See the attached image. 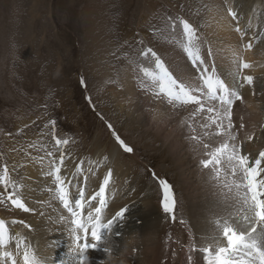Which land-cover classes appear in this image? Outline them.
I'll use <instances>...</instances> for the list:
<instances>
[{"label": "rangeland", "instance_id": "374dc122", "mask_svg": "<svg viewBox=\"0 0 264 264\" xmlns=\"http://www.w3.org/2000/svg\"><path fill=\"white\" fill-rule=\"evenodd\" d=\"M256 1L260 5L254 9ZM229 8L237 12L238 22L248 34L245 40L253 44L252 49L247 50L252 54L248 61H255L258 67L244 70L245 74L254 77L255 94L248 86L239 91L242 97L243 93L251 91L263 120L264 0H0V166L5 163L10 169L15 166L11 178L20 186V193L28 190L26 181L39 184L34 161L46 151H55L49 125L50 120H55L57 138L69 139V144L64 146L65 163L73 166L69 173H74L76 164H81L82 174L75 179L84 184L87 193L98 190L107 168L113 169V182L106 194L109 203L106 218L119 210L128 197L126 190L131 184L145 185L148 198L143 202L151 211L150 222H156L150 237L143 240L150 250L152 264H187L189 229L196 237L200 236L194 225L197 221H208L212 205L206 193L212 189L205 178L207 170H201L198 164L199 155L187 139L186 126L178 140L184 147L186 161L181 170L167 141L145 126L143 118L134 119L132 113L120 112L115 96H125L121 83L123 69L132 66L130 61L135 59L139 47L137 40L143 39L164 57L172 49V36L178 43L182 39L180 30L173 33L168 27L169 17L187 19L205 39L207 15L220 9L218 15ZM231 24L235 28L237 21L231 18ZM253 33L258 38L253 39ZM217 41L221 42V38L217 37ZM212 48L216 56L222 57V48L217 45ZM236 60L237 57L233 69L229 59L215 64L217 71L223 73H220L222 78L229 83L236 72ZM81 78L84 84L80 83ZM137 95L147 100L139 84ZM121 105L127 106V103ZM243 118L252 124L251 119L245 115ZM113 131L133 148L132 153L120 149ZM252 132L253 139L247 140L249 143L258 138L256 132ZM109 153L113 154L114 160ZM104 157L108 158L107 163L99 168L91 163ZM27 165L30 166L28 169ZM90 168L92 172L88 171ZM153 171L173 185L179 201L175 222L162 212ZM85 176L88 177L86 182ZM39 190L46 197L50 193L41 186L31 187L29 199H37ZM25 196L27 201V193ZM211 197L214 200L213 194ZM48 205L46 199L43 206ZM57 206L62 207L56 203ZM198 206L206 210L203 220L195 212ZM35 211L38 210L25 214L10 204L0 205V216L10 222L25 221ZM41 213L32 220L40 221ZM50 219L52 222L57 220L52 215ZM181 219L185 223H180ZM41 227L45 232L51 230H47L45 224ZM62 231L63 235L68 233L66 227ZM173 250L176 252L174 259ZM108 255L99 249L90 250L89 264H107L109 261L123 264ZM126 262L148 264L147 259L141 257ZM51 263L49 260L45 264Z\"/></svg>", "mask_w": 264, "mask_h": 264}, {"label": "snow or ice", "instance_id": "6c2138e0", "mask_svg": "<svg viewBox=\"0 0 264 264\" xmlns=\"http://www.w3.org/2000/svg\"><path fill=\"white\" fill-rule=\"evenodd\" d=\"M228 15L237 21L235 31L239 34L241 48L251 50V41L243 43L248 34L239 24L237 12L229 8ZM168 21L171 32L180 30L182 39L179 44L190 67L181 69L146 45L143 39L137 40L139 47L130 63L142 90L172 108L183 107L188 112L189 118L182 120L180 126L187 127V139L198 153V164L201 170H207L214 189L208 229L199 237L189 229L187 264H201V260L202 264H264V148L257 156L247 152L244 140L240 138V131L245 129L243 118L238 126L234 122V105L237 101L243 103L239 89L248 86L255 94L254 77L244 72L252 65L237 53L236 72L229 83L217 71L211 48H208L207 56L203 54L205 41L198 35L197 28L179 16L169 17ZM256 38L253 33V39ZM80 83H85L83 78ZM55 124V120L49 121L55 151H46L35 162L41 165L42 175L51 179L54 187L48 191L54 192V199L68 213L53 221L67 226L71 240L66 259L59 264H89L90 250L101 249L106 254L113 250V238L120 235L116 227L126 219L129 207H120L106 218L105 210L109 208L106 194L113 182L111 167L107 168L98 190L92 193H87L84 184L75 179L82 174L81 164H76L74 173L64 171L62 174L67 155L64 146L69 144V139L57 138ZM108 127L112 129L111 124ZM261 131L264 132V125ZM112 135L123 152H133V148L115 131ZM252 139L253 134L246 135V140ZM107 159L104 157L91 163L99 168L107 163ZM15 170V166L10 169L6 163L0 166V187L3 189L0 191V205L10 204L25 213L31 212L33 209L26 205L20 186L11 178ZM88 171L92 172V169ZM151 174L158 184L162 212L175 222L179 201L173 185L156 172ZM87 179L85 176L84 181ZM11 223L30 228L22 220ZM180 223L185 221L181 219ZM13 243L14 251L11 249ZM175 256L173 250V259ZM0 264H45L31 242L19 232L10 233L3 219H0ZM52 264L56 262L52 261Z\"/></svg>", "mask_w": 264, "mask_h": 264}, {"label": "bare ground", "instance_id": "6f19581e", "mask_svg": "<svg viewBox=\"0 0 264 264\" xmlns=\"http://www.w3.org/2000/svg\"><path fill=\"white\" fill-rule=\"evenodd\" d=\"M259 3V1H256L254 9L256 7H259ZM223 11L224 12L218 13L219 16L217 15V12H220V9H217V12L208 14L204 27L207 33V37L204 39L203 36H200L199 34L198 35L203 41H205V49L203 51V54L205 56H207L208 48H211L214 54L215 64L221 60L229 59L231 61V67L233 69V61L236 59L237 53H241L247 62H249L248 59L252 56V54L248 51H244L241 48L240 37L236 33L235 28L232 27L231 18L228 16V11H226V9ZM217 37L221 38V42L217 41ZM247 42L249 41H243V43ZM171 44L172 49L170 52L164 54V58L180 66L181 69L190 67V64H187L186 55L183 53L177 39L173 36L171 39ZM214 45H217V47L224 50L222 57L216 56V51L212 48ZM224 55L225 59H222ZM249 63L252 65V67L249 68L250 70L258 68L257 65L254 64L255 61ZM123 73L124 77L121 79V83L123 84V91L125 92V96H123L122 98L119 97L120 95L118 97L115 96V99H117L118 101L120 112L127 111V114L132 113L134 119H138L140 117L143 118V120L145 121V126L154 129L155 132L162 136H159V138H163L167 141L168 146L173 152L172 157L176 159L177 164L181 168V170H184V164L186 163L184 158L185 152L184 147L179 143L178 140L179 136L182 135L184 130V127L182 128L180 126V122L189 118L188 112L183 107L172 108L170 105L162 103L160 100L154 99L150 93H146L141 89L143 96H147V100L145 101L144 97H139V95H137V85L139 84V81H137L135 78V74L132 71V66L124 68ZM220 73L223 75L221 71ZM121 103H127V106L121 105ZM244 115L247 118L251 119L252 124L245 121V119L243 118ZM241 118H243V122L245 124V129L240 131V138L244 140V149L251 155L257 156L259 150L261 148H264V132L261 131V126L264 125V119L261 120V118L259 117L257 105L251 91H248L247 94L243 93V103L236 102L234 106V122L237 123V126ZM253 130L256 132L258 138L254 142L249 143L246 140V135L253 134ZM108 156H110L114 160L112 153H109ZM29 163L30 162H28V164ZM34 165L37 171L39 184H31L30 181H26L28 190L22 192V196L25 198V200V193H27L28 195L27 201H25L26 205L33 209V211L38 210L34 212L33 216H27L24 221L25 223L30 225V228H24L23 225L19 223L12 224L10 221H8L9 219H5V217L0 216V219H3L9 226L10 233L14 234L16 232H19L22 236L26 237L28 241L31 242L38 257L42 261L46 263L47 261L51 260L55 261L56 264H59V261L66 259V253L71 240L69 233H65V235L62 234V230L65 229V227L67 229V226L63 222H52V220L50 219V215L56 217L57 220H59L60 215L67 216L68 213L64 212L63 207H55L56 203H60L58 202V200L54 199V192L48 193L46 197V194H43L42 191L39 190L36 195L38 197L37 199H29V197H31V187L41 186L43 188H47V190L50 187H54L50 184L51 179L42 175L41 165L39 163H36L35 161ZM29 167L30 166L28 165L26 166L27 169ZM72 167L73 166L71 163L66 164V168L62 170V174L64 173V171L69 172ZM29 177L34 178L33 175H30ZM205 178L208 179L207 171L205 172ZM126 191L128 192V197L126 198V200H124L122 205L119 206V208L128 205L129 210L126 213V219L116 227V231H119L120 235L113 238L115 240V247L109 253L108 257L122 261L123 264H131L126 262V260L134 261L137 258L141 257L143 259H147L148 264L149 262H151L152 264V258L150 257L151 254H149L150 250L145 247L143 241L147 240L150 237L152 229L156 224V222H150L151 211L147 206L148 204H145L143 202L145 198H148V191L146 190V186L141 184H138L137 186L131 184ZM213 191L214 189H209L206 192L208 198L212 200V202L213 198L211 197V194H213ZM141 193H143L142 197L140 196ZM46 199L49 201V205L47 207L43 206ZM139 200H141L140 203L133 205ZM41 207L42 209L40 210ZM205 211L206 210L204 208L198 206L195 212L203 220V218L205 217ZM36 212L37 215H35ZM40 212L44 213L43 217L40 219V221L34 222L32 218L38 217L40 215ZM44 224L45 226H47V230L51 229L50 232H45L42 229L41 226H43ZM194 227L197 234L202 235L209 227L208 221L206 223H199L197 221ZM133 241L136 242L132 243ZM51 242H54L53 245L57 247L51 246ZM60 245L61 247H59ZM11 249L13 251L15 250L14 243L11 245ZM99 250L102 252L101 249ZM54 256L58 257L54 258ZM107 264L114 263L109 261L107 262ZM169 264H174V262Z\"/></svg>", "mask_w": 264, "mask_h": 264}]
</instances>
